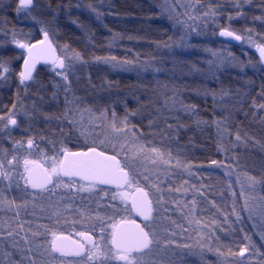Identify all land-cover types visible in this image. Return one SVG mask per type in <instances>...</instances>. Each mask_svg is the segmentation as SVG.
I'll return each instance as SVG.
<instances>
[{
	"label": "snow or ice",
	"instance_id": "obj_1",
	"mask_svg": "<svg viewBox=\"0 0 264 264\" xmlns=\"http://www.w3.org/2000/svg\"><path fill=\"white\" fill-rule=\"evenodd\" d=\"M244 3H251V0H244ZM11 7V4L4 6L5 9ZM39 7L36 0H15L14 12L17 15L23 13L39 23L41 38L33 39L31 30L25 34L23 29L18 33L13 28L10 33V43L16 47V51L11 55L0 54V83L11 81L13 76L19 82L16 99L12 101L11 106L0 107V185H3L0 187V211H11L14 213L13 218L19 220L21 210H27L31 204L33 208L38 206L44 211H50L52 216L49 219L55 217L58 223L59 217L73 207L71 201L77 196L81 204L85 201L90 204L93 197L103 192V195L113 203L105 206L107 210L103 215L99 211L93 212L87 204L83 207L76 205L83 222L96 221L90 225V230L77 232L76 238L64 232L52 231L46 225L43 226L45 229L43 233L39 230L33 232L29 228L28 231L32 232V237L43 235L44 240L34 242L28 235H25L23 240L26 242L27 252L19 250L20 258L16 259L13 252L4 249L0 252L3 257L0 259V264H25V262L26 264H185V255H194L203 259L205 250L215 251L220 258L219 264H243L238 257H244L245 253L251 255L248 244L241 246L238 253L232 251L231 248L227 251H223L221 247L213 249L210 244L203 242L180 245L173 238L174 233L168 235L169 229L160 226L166 219L163 213L167 211L164 208L166 202L161 172L163 171L167 176V170L163 166L171 165L173 160L176 161L177 166L180 165L179 133L181 128H188L187 124L179 123L178 115L174 117L176 124L168 123L169 117L179 110L192 113L196 116L194 123L197 128L211 123L223 136L229 131L225 125L236 119L233 111H226L223 116H216L213 112L214 118L211 121L203 119L197 112V106L185 103L180 96V89L174 87L172 95H165L163 105L156 108L157 115L161 114V108L169 113L164 116V127L156 131V122L150 119L148 120L149 132H145L139 125L131 124L129 117L142 116V111L146 106L154 104L155 100L151 98L141 100L140 97H136L137 108L129 109L125 104V114L121 117L115 107L108 103L98 102L95 98H92L90 102L87 91L84 95H77L70 76H75L77 84H80V77L76 74V65L78 63L83 65L88 61L84 59L80 51L71 48L69 44L59 45L56 42L55 36L60 31L59 27L47 26L57 23L60 6L52 9L51 4L48 5L52 13L50 21L33 14L34 10ZM63 7L68 13L71 4ZM89 7L96 12L97 17L101 15L92 5ZM187 7L193 10L192 15L185 12L181 16L176 11L175 4L164 8L170 18L181 17L180 23H184L187 27L186 35L193 30L192 23L188 21L194 23L202 20L205 24L209 21L215 24L217 18L222 15L221 9L224 5L209 2L205 7L202 0H195V3ZM198 7L204 10L196 14ZM235 7L241 11L227 13L229 24L219 26L220 35L254 45L259 53L260 70L264 71V42H257L251 34V29H245L247 35H241L238 30L232 28L231 21L234 16H246V13L242 11L241 0H235ZM259 7L264 9V0H261ZM69 18L74 23L78 22L77 17L69 15ZM257 19L264 20V15L253 16V20ZM79 26L85 27L83 24ZM7 43L9 41H0V45ZM180 44L184 46L183 38ZM157 46L160 47L161 42H157ZM163 47L169 48L170 45L163 43ZM213 55L217 54L213 52ZM92 59L103 60L112 68L135 71L138 75L149 70L155 72L162 70L154 67L155 57L143 64L138 60L119 59L116 56H93ZM17 61H22L19 71L15 67ZM228 62H237L236 57L219 55L216 61L210 62V67L212 64L219 66ZM238 63L241 66L244 65V61H238ZM249 63L256 68V63L251 60ZM44 67L49 68L59 79L46 80L42 75ZM192 67L196 71H202L195 65ZM49 83L53 86L50 99L56 101L55 111H44L43 107L47 103L45 94ZM249 83L252 81L250 80ZM83 86L85 90L88 88L95 90L91 75ZM109 87H111L110 84ZM21 89L25 93L23 98L20 95ZM61 91L64 93L62 107L59 97ZM197 91L204 97L211 94L217 108L243 111V96L238 97L235 104L226 105L216 103L217 97L222 99L225 95H229L223 88L220 90L205 88L202 92L199 89ZM245 95H250V93H245ZM258 96L259 100L252 98V108L257 111H252L251 115L253 118L258 117L264 125V115H259V113H264V81L260 84ZM248 115V112H244L246 118ZM21 116L28 120V127L24 128L26 132H31L33 122L41 118L45 124L51 126L54 123L55 127H50L47 135L37 137L30 134L16 138L12 132L14 128L23 127ZM149 135L153 138L159 135L162 141L166 139L170 143L174 141L177 145V156H173L170 146L156 147L154 139L148 138ZM248 139L247 133L241 135L238 123L235 143L247 144ZM251 139L254 140L255 137ZM5 141L10 142L11 148L5 145ZM256 143L259 144L260 141ZM211 163L217 164L218 162L212 160ZM234 166L239 167V164ZM236 180L240 184L239 195L244 197L241 211H247L249 219L258 217L264 220V174L258 178L247 171L238 172ZM102 186H114V188ZM12 188L21 190L19 202L15 196L10 197L7 194V190ZM61 190L72 192V195L66 198L60 194ZM180 190L175 189V191ZM83 193H87V196L81 195ZM27 196L32 199L25 198ZM233 196H236L235 192ZM37 197L40 198L39 204L36 202ZM212 203L215 204V201ZM177 206L179 207V204ZM233 211L237 220H240L241 213L236 211L235 204ZM133 212L142 217L143 222L129 219L128 216ZM167 219L171 218L167 217ZM193 222L203 223V221L195 220V217L188 220L189 224ZM75 223L73 221V227ZM211 223L216 224V220L213 219ZM8 226L11 231H0V237L10 240L11 247L17 250L19 245L15 240L16 229H23L24 224L16 223L14 227L11 224ZM97 227L99 234L94 236L92 232ZM49 235H51L50 240ZM198 235L206 234L199 233ZM245 238L249 239L246 234ZM262 238H264V233H262ZM177 249H180L179 253ZM161 255L166 256L167 259L157 260L156 257ZM69 256L72 260L66 261Z\"/></svg>",
	"mask_w": 264,
	"mask_h": 264
},
{
	"label": "rangeland",
	"instance_id": "obj_2",
	"mask_svg": "<svg viewBox=\"0 0 264 264\" xmlns=\"http://www.w3.org/2000/svg\"><path fill=\"white\" fill-rule=\"evenodd\" d=\"M14 1V7H15V0ZM152 1L154 6L156 7V10H158L159 18L161 21L167 23L170 26L171 34H172V40L170 41V47L166 48L169 52V59L166 57L163 59L161 58L160 64L156 65L153 63L154 67L161 68L163 63L171 62L175 68L179 69L180 62L182 59L189 58L190 55H193L194 53L197 54V56H200L201 61L205 65L206 68H208V71H195L193 73L189 72L186 73L187 76L193 77H207L210 78L209 80L211 82L214 81V78L218 75H225L229 76L231 78H234L233 80L239 84H241V87L246 86L247 89L245 90V93H251V90L247 83V77L246 76H258L259 80L257 81L259 86L262 81H264V71H261V65H256V68L252 67V63L248 62V54H255L257 56L258 51L255 48L254 45L249 44L245 41H240L239 44H230L228 42H225L218 38L219 33V26L220 25H228L229 21L227 19V14H225L226 11L228 12H234L233 10L235 8L234 3H227L225 0H202V3L207 6L209 2L213 4H223L224 7L221 9V12H223V15L219 16L217 18V22L215 24L209 23L205 24L202 20L195 21L194 23L192 21H188V23H192L193 30L191 32H187V27L184 23H180V16H173L172 18L169 17V14L164 11V8L166 6H171L175 4L176 11L181 14V16L187 12L188 15L193 14V10L189 7H187L190 4L195 3V0H149ZM36 3L40 5L39 8L35 9L33 14L37 15L39 18L46 20V16L43 15V4L42 0H36ZM77 6H73L70 8V11H81L80 9L77 10ZM204 9L199 8L197 9L196 14H199L200 11H203ZM68 11V12H70ZM15 16V23L14 28L19 33L21 29H23L24 33H28L29 30H31V36L33 39H39L41 38V33L39 31L41 25L37 23L36 21L31 20L29 17H27L25 14L21 13L20 15H17L14 12ZM5 16H0V29H4V31H0V41H9L6 45H0V54L2 55H11L14 54L16 51V47L10 43L11 40V30L13 28L8 27L4 20ZM48 21V20H46ZM50 21V20H49ZM235 21V18L231 22ZM238 27L235 30H238V33L241 35H247V33L244 31L245 27L239 19H237ZM52 26L54 25H47ZM249 29V28H247ZM7 33V35H6ZM252 36L257 42H264V39L257 35L252 30ZM57 37V34L56 36ZM183 38L184 46H181L180 41ZM59 45H63V43H60ZM211 51H210V50ZM167 52V53H168ZM213 52H215L217 55H213ZM229 56L233 55L235 57L241 56L240 58H236L237 62H228L224 65H217L212 64L210 67V62H214L217 59V56ZM238 61H244V65L241 66ZM18 62V61H17ZM94 63V62H93ZM170 65V63H169ZM86 65L77 64L76 65V74L80 77V84H77L75 76H70V79L73 82V88L76 89L77 95H84L85 91H87L90 102L92 98H95L98 102L102 103H108L109 105H112L115 107L116 112L119 116H123L125 114L124 109V103L123 98L120 95V89L119 88H113V86L109 87L110 82H108V78L106 79L104 88H100L98 85H95V90L92 88H88L85 90L84 88V82L88 80L89 77V71L87 70ZM106 67L110 75L117 76L118 78H135V83L137 81H142L145 79V77H152L157 78L159 75L163 76L164 73L162 72H155L154 70H149L151 72H145L138 75L135 71H127L120 68H112L111 66H108L106 63L102 64L100 68ZM42 75L46 80H58L59 78L56 77L55 73L51 72L49 68L43 69ZM248 73V74H247ZM148 74V75H147ZM189 74V75H188ZM214 74V75H213ZM177 75V74H174ZM208 82V81H206ZM18 79H13L7 83H0V98L2 94L10 95L9 99L10 101L8 103H5V100L1 98L0 107H3V105L11 106V103L13 100L16 99V92L18 88ZM111 85V84H110ZM158 88V87H157ZM162 89V87H161ZM118 90V91H117ZM165 90V89H163ZM260 89H258L257 92H259ZM34 91V89H33ZM53 91V86L51 83L48 85L47 93L45 94V99L47 101L46 104L43 105L44 111H55L56 110V101L50 99L51 92ZM201 92V91H200ZM165 92L163 91V95ZM21 98L25 96V93L21 89L20 91ZM245 98V94H242ZM200 96V94H199ZM197 96L198 98H200ZM60 97V105L62 107L63 105V97L64 93L61 91L59 93ZM182 97V96H181ZM234 97H237L234 95ZM241 97V96H240ZM259 100V96L257 97ZM183 99V97H182ZM31 102V97L29 98V105ZM119 110V111H117ZM257 111V110H255ZM186 113V112H185ZM182 113L181 115L185 114ZM259 115H264V113H259ZM20 119L23 121V127L22 128H14L12 135L16 138H20L22 136H27L30 134H34L37 137L40 135H47L49 134V128L55 127V124L53 123L51 126L48 124H45L43 122V119H38L37 121L33 122V126L31 129V132L24 131V128L28 127V120L27 118L21 116ZM249 127L241 129V135L243 136L245 133H247V136L249 137L248 143H235V133L237 131V128L234 127V125L230 126L231 128L228 129L227 125L226 128L229 130L228 132H225L223 136L219 135L220 137V145H223V147L219 146L220 151V159L217 164H211L208 167V170L211 172H217L221 173L224 176V190L229 193L235 192L236 196L240 193V184L236 180V174L238 172H245L247 171L249 174L257 176L258 178L264 174V125L261 124L259 118H253L251 117V120L249 121ZM67 128V126H65ZM241 127V126H240ZM251 137H255V139H251ZM256 141H260V143H256ZM5 145L9 148H11V144L8 141L4 142ZM231 154V156H230ZM10 158V157H9ZM181 161V160H180ZM239 164V167H235L234 165ZM164 169L167 170V176L164 175L163 171L161 172V182H162V188L164 192V208L167 209L166 212L163 213L164 217L166 218L162 224L161 227H167L169 229L168 235H174V239H176L177 243L180 245H183L185 243H196V242H203L206 244H210L211 247L213 246L214 240H208L206 242L207 234L205 230L207 231L208 228L211 227L207 222V217L203 215V212H201V208L205 206V203L202 205V198L200 196L203 195L201 191H197L196 193H192V190L198 185H201L202 189V179L199 178V175L201 172H204L201 168L193 167L192 169L186 165L183 164L182 161L179 166H177L176 161L173 160L171 165H165L163 166ZM21 170H22V161H21ZM6 183V181H5ZM22 184V181H21ZM169 185H171V188H169ZM0 187H3V185H0ZM181 189L180 191H175V189ZM198 188V189H199ZM186 189V190H185ZM20 189L12 188L7 190V194L12 197L15 196L17 198V201L19 202L20 199ZM75 191V190H73ZM61 195H64L66 198L68 196L72 195V192H69L67 190H61ZM81 195L87 196V193H83ZM235 196V197H236ZM240 196V195H239ZM29 200L32 198L30 196L25 197ZM242 201H244V197L240 196ZM219 199V198H217ZM175 201V203L173 202ZM193 201H195V204H193ZM37 204L40 203V198H36ZM66 202L67 199H66ZM73 204V207L69 208L66 212H64L59 217V222L57 223V219L55 217H52L50 220L49 217L52 216V213L50 211H44L40 207L33 208L31 204L27 208V210L22 209L21 214L19 217V220L14 219V213L11 211L5 212L0 211V231H11V228L8 226L11 224L13 227L16 223H23L24 228L16 229V236L15 240L21 243L23 241V237L25 235L32 236V232H29L28 229L31 228L32 231L39 230L40 232H44V227L47 226L48 229H51L56 232H64L66 234L72 235L76 237V233L79 231H88L90 230V225L92 223H95V220L83 222L82 217L78 213V209L76 208V205H80L81 207L84 206V204H87L89 208L92 209L93 212H96L98 209L105 212L106 205H110L113 203V201H110L108 197H105L103 195V192H99L95 197L92 198V202L90 204L87 203V201L84 202V204H81V201L79 199V196H77L73 201H71ZM179 204V207L177 206ZM191 210V212H190ZM99 212L101 215H103ZM33 212H35V215H33ZM134 213V212H133ZM245 214L247 215V223L249 224V227L252 228V235L256 236L259 240V243L264 247V238H262V233H264V220H260L258 217L249 219L248 213L245 211ZM132 216V214L130 215ZM128 216V218H130ZM167 217H170L171 219H167ZM195 217V220L203 221L202 224H197L193 222L192 224L188 223V220L193 219ZM234 219V224L236 228H238V224L240 220H237V218ZM73 221H75V226L73 227ZM199 233H203L206 235H198ZM98 236V233L96 234ZM44 237V236H43ZM37 238V237H36ZM48 239H51V235L48 236ZM8 241L5 239L3 240L2 237H0V252L2 250L7 249L6 245ZM248 246L250 248L251 255L249 253H245L244 257H238L243 264H262L264 262V249H255V245L251 241L249 244L248 240ZM175 247V246H173ZM9 248V247H8ZM180 249H177V253H179ZM212 252V251H211ZM210 251L204 252V255H209L211 253ZM263 253V255L261 254ZM186 256V255H185ZM2 255H0V259H2ZM189 259H186L184 257L185 264L188 263L187 260L192 261L194 264H204L202 261L203 259H199L198 256L189 257ZM157 260H166V256H157ZM72 257H67L66 261H71ZM206 264H212V263H206Z\"/></svg>",
	"mask_w": 264,
	"mask_h": 264
},
{
	"label": "trees",
	"instance_id": "obj_3",
	"mask_svg": "<svg viewBox=\"0 0 264 264\" xmlns=\"http://www.w3.org/2000/svg\"><path fill=\"white\" fill-rule=\"evenodd\" d=\"M227 3H234L235 0H225ZM71 4V7L77 6V10L81 11H70L66 13L64 10V5ZM242 11L246 13L245 17H235V21L231 22L232 28L237 29V19L242 21L245 29L249 28L253 30L257 35H260L264 39V20H253V16L259 17L264 15V9L259 7L261 0H251V3H244ZM11 4V8L5 9L4 6ZM43 4V15L46 16V20H50L51 10L48 9V5L51 4V8L55 9L58 5L60 6V12L58 16V21L54 27H59L60 31L57 33L55 40L58 44L67 43L71 48L80 51L84 59L88 63L84 64L91 75V80L93 85H98L100 88H104L106 79L110 82L113 88L120 89V95L123 98L124 106L127 104L129 109L137 108V99L140 97L141 100L154 99V104H149L142 111V116H130L129 121L131 124L139 125L144 129L145 132H149L148 120L154 119L156 122L155 130L158 131L164 127V116L169 115L166 109L161 108V114L157 115V106H162L164 103L165 95L171 96L172 89L174 87L180 89V96L187 104H195L197 106V112L199 115L206 120L211 121L213 117V112L216 116H223L226 111H233L236 119L230 121L227 125L230 129L232 125L237 128V125L241 126V129L250 128L248 120H251V112L256 109L252 108V98L258 100V89L260 86L258 84V76H246L247 83L251 90L250 95L245 96L243 100V111H235L234 109H220L215 107L213 98L211 94L204 97L197 91L199 89L201 92L207 89L220 90L223 88L229 95H225L222 99L217 97L216 103L232 105L236 103L238 97L245 94L246 86L241 87V84L235 82L229 76L218 75L211 82L207 77H190L186 73H193L196 70L193 69V65L202 71H208L201 61L200 56L196 53L190 55L189 58L182 59L180 62L179 69L172 66L173 64L169 62L163 63L161 71L163 76L159 75L157 78L145 77L142 81H137L135 83V78H118L117 76L110 75L106 67H101L105 62L95 61L92 59L93 56H116L119 59L127 60H138L141 64L146 61H151L155 57L153 62L156 65L160 64L161 58L169 59L170 55L166 48L163 47V43L170 44L172 40V34L170 26L161 21L159 18L158 10L149 0H42ZM92 5L96 8L101 15L97 17L96 12L92 11L89 7ZM14 1L13 0H0V16L4 15L5 22L10 28H14L15 16H14ZM233 13L241 11V9L235 7ZM228 11L225 12L227 14ZM71 17H77L78 22L74 23ZM223 15V12H222ZM83 24L85 27L81 28L79 25ZM157 42H161V46H157ZM168 52V53H167ZM239 55L236 58H240ZM248 62L251 60L256 65H260L257 56L255 54L247 55ZM94 62V63H93ZM170 63V65H169ZM21 61L15 63L16 70L19 71V66ZM107 64V63H106ZM110 66L109 64H107ZM46 68V67H44ZM42 68V73L43 69ZM200 71V72H202ZM151 72V71H149ZM197 72V71H196ZM177 74V75H174ZM248 74V73H247ZM148 75V74H147ZM189 75V74H188ZM13 79H16L13 76ZM105 80V81H104ZM252 83H249V81ZM208 81V82H206ZM158 87V88H157ZM162 87V89H161ZM165 89V90H163ZM118 91V90H117ZM163 91L165 94L163 95ZM236 95L237 97H234ZM10 95L5 93L1 95L3 101L8 103ZM199 96L200 98H198ZM0 98V99H1ZM1 102V100H0ZM125 109V107H124ZM119 111V110H117ZM120 112V111H119ZM118 112V113H119ZM244 112H248L247 118L244 116ZM182 113H185L182 110ZM179 116L180 124H187L188 128H181L179 133V159L183 164H186L189 169L193 167L201 168L204 172H201L199 178L202 179V189L198 185L192 190V193L201 191L203 193L200 196L202 200V205L205 203L200 210L203 215L207 217L208 224L211 225L206 232L208 240H214L212 248L218 247V244H226L227 237L218 232L217 225L212 224V220L215 219L218 223L220 217V212L222 209L220 206V200L217 199L220 195H225L224 190V176L221 173L210 172L208 167L212 164V160L217 162L220 159V137L217 132L216 126L214 124L201 125L197 128L194 121L196 116L192 113H185L181 115V110L171 114L168 123L176 124L177 121L174 118ZM226 127V125H225ZM149 139H154V145L156 147H171L173 156H177V145L176 143L169 142L168 140H161L159 135L152 137L149 135ZM231 156V154H230ZM199 188V189H198ZM215 201V204L212 202ZM216 235V236H215ZM233 243L234 248L232 251L239 252L240 246L243 241L240 239L242 234L239 232H233ZM30 240L34 242H39L44 240L43 235L36 237L29 236ZM3 240L5 238L2 237ZM8 243L5 244L8 251L14 253L16 259L20 258V251L23 250L27 252L26 242L23 240L21 243L16 241L19 245V249L14 250L11 247V241L7 240ZM255 243V242H254ZM9 247V248H8ZM222 249V248H221ZM227 251L226 249H222ZM207 251V250H206ZM211 252V251H210ZM35 254V253H33ZM263 255V253H261ZM194 256V255H193ZM192 255H186L185 258L189 259ZM195 257V256H194ZM201 260V258H199ZM219 257L212 251L209 255H204V264L212 263L219 264ZM233 259V258H232ZM188 261L187 264H194L192 261ZM199 260H197L196 264ZM26 264V262H25Z\"/></svg>",
	"mask_w": 264,
	"mask_h": 264
},
{
	"label": "flooded vegetation",
	"instance_id": "obj_4",
	"mask_svg": "<svg viewBox=\"0 0 264 264\" xmlns=\"http://www.w3.org/2000/svg\"><path fill=\"white\" fill-rule=\"evenodd\" d=\"M217 198H219L218 200H220V206L219 207L222 209V211L220 212V217L218 219V223H216L217 229H218V232L220 234L228 236L227 240H226L227 241L226 244L222 245L219 243L218 247H221L222 249L224 248L226 250L228 248L233 249L234 243H233L232 234L235 231V232H239L242 234V237L240 239L243 241V244L241 246L248 244L247 242L250 239L253 242V244L255 245V247H256L255 249H264V247L259 243V240L257 239V237L252 235V228H250L249 224L247 223V219H246L247 215L245 214V211H241V206L243 205L244 201H242L240 196L237 195L236 197H234L233 193H231L230 191H229V193H227V191H226L225 195H220ZM234 204H235L236 211H240V213H241V219H240V222L238 224V228H236V226L234 224V219H233L236 217L235 212L233 211V205ZM215 208H216V204H215ZM97 211L100 212L101 210L98 209ZM101 213L104 214L105 212L101 211ZM129 219H136L134 213H132V216H130ZM97 233L99 234V228L98 227L96 228V230L94 232H92V234L94 236H96ZM245 234L247 235V237L249 239L245 238ZM73 237L76 238L75 236H73ZM69 257H71V256H69ZM229 259H232V258H229Z\"/></svg>",
	"mask_w": 264,
	"mask_h": 264
},
{
	"label": "water",
	"instance_id": "obj_5",
	"mask_svg": "<svg viewBox=\"0 0 264 264\" xmlns=\"http://www.w3.org/2000/svg\"><path fill=\"white\" fill-rule=\"evenodd\" d=\"M218 38L219 39H221V40H223V41H225V42H228V43H230V44H239V42L240 41H238V40H235V38H233V37H223V36H221L220 35V31H219V33H218ZM257 58H258V61H259V53L257 54ZM22 63V62H21ZM102 187H104V188H107V187H113L114 188V186H102ZM134 215H135V218H136V220L138 221V222H143V218L142 217H140L138 214H136V213H134Z\"/></svg>",
	"mask_w": 264,
	"mask_h": 264
}]
</instances>
